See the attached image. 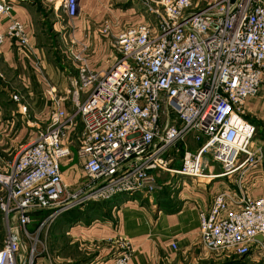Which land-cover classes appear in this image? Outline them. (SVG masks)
I'll return each mask as SVG.
<instances>
[{
    "label": "built area",
    "instance_id": "2783aa9c",
    "mask_svg": "<svg viewBox=\"0 0 264 264\" xmlns=\"http://www.w3.org/2000/svg\"><path fill=\"white\" fill-rule=\"evenodd\" d=\"M133 1L142 21L116 35L114 60L92 71L85 46L72 53L77 76L71 89L66 97L53 98L47 126L36 130L7 171L0 170L5 229L0 264H33L40 232L35 237L27 231L33 214L49 212L43 228L87 202L118 195L149 198L160 172L209 181L231 178L236 187L216 189L209 209L198 213L201 243L232 259L256 251L264 261V194H252L264 145L258 127L246 119L247 101L257 95L264 76V0ZM79 2L61 1L68 19L76 16ZM11 10L0 0V17L9 20L0 45L10 40L32 52L29 32ZM109 30L104 24L101 32ZM11 98L20 102L18 95ZM68 99L69 112L60 108ZM18 110L27 112L24 105ZM74 149L87 181L70 191L61 161ZM177 158L180 168L174 169ZM212 162L219 173H205ZM106 242L115 251L113 264H127L129 241L117 235Z\"/></svg>",
    "mask_w": 264,
    "mask_h": 264
},
{
    "label": "crops",
    "instance_id": "0c3cea01",
    "mask_svg": "<svg viewBox=\"0 0 264 264\" xmlns=\"http://www.w3.org/2000/svg\"><path fill=\"white\" fill-rule=\"evenodd\" d=\"M5 1L12 7L13 19L26 26L32 52L10 40L0 45L1 171L10 168L20 151L31 143L37 129L47 126L53 98L66 97L71 89L77 76L72 53L85 46L88 69L99 71L115 58L112 49L116 35L142 21L141 7L133 0H80L72 19L65 16L62 0ZM8 24L6 17H0V33ZM104 24L109 25V34H102ZM52 37L57 43L53 44ZM50 88L52 95L47 93ZM13 95L20 97L19 103L12 100ZM84 98L81 94L80 100ZM21 105L26 106L25 114L18 110ZM60 108L71 111L69 99ZM246 113L257 125L258 133L262 132L264 76L257 95L247 101ZM80 129L78 124V132ZM188 141L194 148L191 138ZM259 142L264 145V139ZM172 168H180L179 158ZM61 171L70 191L78 190L87 181L75 149L69 159L61 161ZM219 172L220 167L214 162L205 170ZM253 177L256 188L252 194H264V161ZM156 183L149 198L120 195L111 199L108 214L95 216L90 224L69 225L55 219L38 233L33 264H113L115 251L106 239L117 235L124 236L132 247L127 264H264L256 251L243 259L224 258L201 243L198 213L209 209L216 189L236 187L231 178L209 181L160 172L156 174ZM34 231L29 230L33 234ZM4 237L0 215V246ZM60 238H66V245L57 243ZM44 243H48L46 248Z\"/></svg>",
    "mask_w": 264,
    "mask_h": 264
},
{
    "label": "trees",
    "instance_id": "16d2710c",
    "mask_svg": "<svg viewBox=\"0 0 264 264\" xmlns=\"http://www.w3.org/2000/svg\"><path fill=\"white\" fill-rule=\"evenodd\" d=\"M118 196H120V195H118ZM133 196H137V195H133ZM116 197H114V198H116ZM102 204H106L104 206L109 211V206L112 203H111V201H105ZM100 211H101V207H99L96 203H89L88 205H84V207L82 206L80 208L71 209L67 212H64L61 215H59L56 219H62L64 222H66L69 225H72V224H75L78 222H82L84 224H90L92 222V220L94 219V217L98 216ZM108 211H107V213H108ZM48 214H49L48 211H42V212H38L36 214H33V216L34 217L39 216V218H42V219H40L42 221L48 216Z\"/></svg>",
    "mask_w": 264,
    "mask_h": 264
},
{
    "label": "rangeland",
    "instance_id": "374dc122",
    "mask_svg": "<svg viewBox=\"0 0 264 264\" xmlns=\"http://www.w3.org/2000/svg\"><path fill=\"white\" fill-rule=\"evenodd\" d=\"M52 39V42H53V44L54 43H57V39L56 38H51ZM60 55V54H59ZM62 56H64V55H62ZM246 119L249 121V122H251V123H253V124H255L254 123V121L250 118H247L246 117ZM256 125V124H255ZM257 126V125H256ZM257 138H258V140H262V139H264V126L262 127V132H260L259 134H258V136H257ZM196 146H194V148H195ZM103 202H105V201H94V202H87L85 205H88L89 203H96L99 207H101V211H100V213L98 214V216L99 217H105L108 213H107V208L104 206V205H106V204H102ZM84 207V206H83ZM73 209H76V207L75 208H73ZM44 218V217H43ZM57 218V217H56ZM40 219H42V218H39V216H37V217H35L34 218V221H31V223H30V225L27 227V231H31V230H35L34 232V235H35V237L37 236V234H36V232L38 231V229L40 228V232H43L44 231V229H45V227L46 228H48L47 226H46V224H44V226H43V228H41L40 227V223L42 222ZM45 219H47V218H45ZM33 220V219H32ZM48 221V220H47ZM51 223H49V225H50ZM39 232V233H40ZM58 244H61V245H66V238H60V241H58L57 242ZM26 244H27V246H29V243L26 241ZM48 244V243H47ZM47 244L45 245V243H44V245H45V248H46V246H47ZM60 246V245H59ZM224 258H225V256H223ZM224 261L225 260H227V259H223Z\"/></svg>",
    "mask_w": 264,
    "mask_h": 264
},
{
    "label": "water",
    "instance_id": "95a60500",
    "mask_svg": "<svg viewBox=\"0 0 264 264\" xmlns=\"http://www.w3.org/2000/svg\"><path fill=\"white\" fill-rule=\"evenodd\" d=\"M257 240H261V237H257Z\"/></svg>",
    "mask_w": 264,
    "mask_h": 264
}]
</instances>
